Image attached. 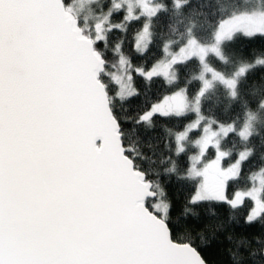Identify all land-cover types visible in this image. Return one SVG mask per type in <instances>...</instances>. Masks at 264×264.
I'll return each instance as SVG.
<instances>
[{"label":"snow or ice","instance_id":"obj_1","mask_svg":"<svg viewBox=\"0 0 264 264\" xmlns=\"http://www.w3.org/2000/svg\"><path fill=\"white\" fill-rule=\"evenodd\" d=\"M0 264H264V0H0Z\"/></svg>","mask_w":264,"mask_h":264}]
</instances>
